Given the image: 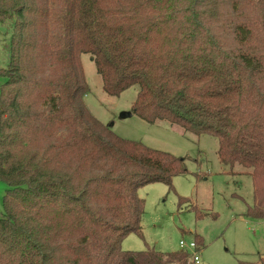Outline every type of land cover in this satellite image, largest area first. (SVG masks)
I'll return each mask as SVG.
<instances>
[{
	"label": "trees",
	"instance_id": "1",
	"mask_svg": "<svg viewBox=\"0 0 264 264\" xmlns=\"http://www.w3.org/2000/svg\"><path fill=\"white\" fill-rule=\"evenodd\" d=\"M6 21L0 264H191L180 250H122L142 235L137 191L173 190L185 159L91 113L82 54L108 96L138 86L132 114L216 138L222 164L250 169L244 217L264 220V0H0Z\"/></svg>",
	"mask_w": 264,
	"mask_h": 264
},
{
	"label": "rangeland",
	"instance_id": "2",
	"mask_svg": "<svg viewBox=\"0 0 264 264\" xmlns=\"http://www.w3.org/2000/svg\"><path fill=\"white\" fill-rule=\"evenodd\" d=\"M11 22L0 23V70L8 63ZM89 88L84 102L103 124L126 140L185 159L186 173L173 178V190L162 183L148 184L137 191L144 200L142 235L129 234L121 243L124 251H179V241L189 243L195 236L202 239L199 264H257L264 255V220L244 217L254 204L250 169L233 167L219 161L218 141L211 136H195L166 121L149 124L131 112L138 86L118 97L102 90L93 56L80 57ZM4 78L0 76V85ZM6 185L0 182V214ZM179 198L187 203L179 206ZM202 214L196 218L195 215ZM245 220H251L246 222Z\"/></svg>",
	"mask_w": 264,
	"mask_h": 264
},
{
	"label": "built area",
	"instance_id": "3",
	"mask_svg": "<svg viewBox=\"0 0 264 264\" xmlns=\"http://www.w3.org/2000/svg\"><path fill=\"white\" fill-rule=\"evenodd\" d=\"M179 249L180 251L188 254L189 262L191 264H199L200 263V247L199 245L194 241H190L189 243L184 242L183 240L179 241Z\"/></svg>",
	"mask_w": 264,
	"mask_h": 264
},
{
	"label": "water",
	"instance_id": "4",
	"mask_svg": "<svg viewBox=\"0 0 264 264\" xmlns=\"http://www.w3.org/2000/svg\"><path fill=\"white\" fill-rule=\"evenodd\" d=\"M131 114H132L131 112H129V113H122V114H121V117H122V118H126V117L131 116Z\"/></svg>",
	"mask_w": 264,
	"mask_h": 264
},
{
	"label": "crops",
	"instance_id": "5",
	"mask_svg": "<svg viewBox=\"0 0 264 264\" xmlns=\"http://www.w3.org/2000/svg\"><path fill=\"white\" fill-rule=\"evenodd\" d=\"M243 219V218H242ZM244 220V219H243ZM244 221H246V222H250L251 220H244ZM123 249H126V248H124V247H122ZM264 256V255H263Z\"/></svg>",
	"mask_w": 264,
	"mask_h": 264
}]
</instances>
